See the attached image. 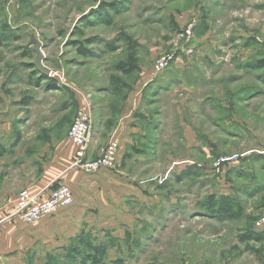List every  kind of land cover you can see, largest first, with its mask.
I'll return each mask as SVG.
<instances>
[{
  "label": "rangeland",
  "instance_id": "obj_1",
  "mask_svg": "<svg viewBox=\"0 0 264 264\" xmlns=\"http://www.w3.org/2000/svg\"><path fill=\"white\" fill-rule=\"evenodd\" d=\"M87 102L148 115L153 134L99 170L116 181L50 183L73 203L35 224L3 197L0 264H91L70 255L84 242L100 264H264V0H0L6 194L42 180ZM211 199L240 216L217 215Z\"/></svg>",
  "mask_w": 264,
  "mask_h": 264
},
{
  "label": "crops",
  "instance_id": "obj_2",
  "mask_svg": "<svg viewBox=\"0 0 264 264\" xmlns=\"http://www.w3.org/2000/svg\"><path fill=\"white\" fill-rule=\"evenodd\" d=\"M80 106L81 108L79 110L92 111L91 106L88 102L86 104H81ZM134 109L135 107L133 108V110ZM107 121H113V124L111 123V125H109ZM150 121L151 120H149L148 115L128 112L127 107L126 109H123L118 114H116L114 118H112V116L107 113V110H105V108L99 113H93L92 134L86 159L88 161L94 159L95 157L92 158L91 154L97 148V144L100 142L102 143L109 138L117 141L122 151H124L128 147L137 146L139 142L142 144L144 138H146V142H148V135L151 136L153 134V127H149L152 123ZM71 145H69V143H66V148L59 147L56 150V156L54 157L55 160L53 161L56 163H54L53 166L48 165L46 167V171H44L45 174L42 180L36 182V184L32 186V188L30 189L31 193L45 197L49 193V191H47L48 186L50 185V183L55 181H60V183L68 184L71 189H75L76 186L80 187L81 185L83 188H85V186L89 185L92 180L96 183H103L107 181L108 177H114V181H116L117 177L109 171H99L94 175H86L82 171H80V169L71 167L70 164L74 160L75 152V150H73L75 147L73 146V148ZM8 178L9 176L7 175L2 177V181L4 182V184L8 183ZM3 197L5 198V202H7V207L5 209L9 211L14 208L15 210V193L6 194V191H4V187H1V201ZM2 204H0V208L2 207ZM7 233L8 231L6 233H2V230H0V252L3 251V249L9 248L8 244L6 246L3 244L4 241H2V239L5 238V234L6 238L9 239V235Z\"/></svg>",
  "mask_w": 264,
  "mask_h": 264
},
{
  "label": "built area",
  "instance_id": "obj_3",
  "mask_svg": "<svg viewBox=\"0 0 264 264\" xmlns=\"http://www.w3.org/2000/svg\"><path fill=\"white\" fill-rule=\"evenodd\" d=\"M168 59L160 58L154 65V70L160 72L167 65ZM92 113L90 110H80L70 126L67 139L75 146L74 165L87 172L95 173L103 169H114L119 159V144L110 139L98 152L93 161H85L90 140ZM73 203L72 193L66 186H59L42 197L28 190L21 191L16 198L14 215L26 224L32 225L44 217L57 214ZM2 219L0 218V223Z\"/></svg>",
  "mask_w": 264,
  "mask_h": 264
},
{
  "label": "trees",
  "instance_id": "obj_4",
  "mask_svg": "<svg viewBox=\"0 0 264 264\" xmlns=\"http://www.w3.org/2000/svg\"><path fill=\"white\" fill-rule=\"evenodd\" d=\"M82 52V50H79ZM116 70L122 72V73H128L131 70H125L120 66L116 67ZM3 155L2 152H0V156ZM126 158L129 157L128 154L125 156ZM207 208L209 210L215 209V213L220 216H224L230 219H236L240 216V209L233 210L229 206L225 207L223 204L218 205L217 207L215 206L213 200H209ZM252 239H256L257 241H261V236L260 235H253ZM70 255L73 258H76L77 256H80L83 258V260L90 261L91 264H100L101 259L98 255V250L95 247L90 246L87 242L82 243V246H77L70 250ZM70 257V256H69ZM83 264V263H82ZM121 264V262H119Z\"/></svg>",
  "mask_w": 264,
  "mask_h": 264
},
{
  "label": "water",
  "instance_id": "obj_5",
  "mask_svg": "<svg viewBox=\"0 0 264 264\" xmlns=\"http://www.w3.org/2000/svg\"><path fill=\"white\" fill-rule=\"evenodd\" d=\"M32 44L34 45V48H35L34 50H35V53H36V60L34 62L35 68L39 72H41V73H43L45 75H49L50 74V70H48L46 67H44L42 65V61H43L44 57H43V54L41 53V50H40V48H41L40 44L37 41H35V40H32Z\"/></svg>",
  "mask_w": 264,
  "mask_h": 264
}]
</instances>
